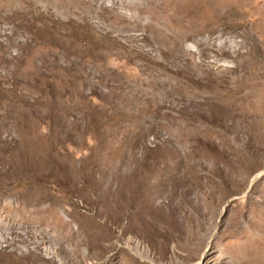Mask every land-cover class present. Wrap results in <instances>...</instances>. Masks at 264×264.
Returning a JSON list of instances; mask_svg holds the SVG:
<instances>
[{
  "label": "rangeland",
  "instance_id": "obj_1",
  "mask_svg": "<svg viewBox=\"0 0 264 264\" xmlns=\"http://www.w3.org/2000/svg\"><path fill=\"white\" fill-rule=\"evenodd\" d=\"M29 214L55 264H264V0H0V264Z\"/></svg>",
  "mask_w": 264,
  "mask_h": 264
},
{
  "label": "bare ground",
  "instance_id": "obj_2",
  "mask_svg": "<svg viewBox=\"0 0 264 264\" xmlns=\"http://www.w3.org/2000/svg\"><path fill=\"white\" fill-rule=\"evenodd\" d=\"M116 188H119V187H116ZM127 192L128 191H125L124 188H122V189L119 190L120 197L123 199V202H124V206L125 207H128V206H131L132 205L131 204L132 199L131 198L129 199L130 196H129V194ZM134 201H135V198H134ZM134 201L132 203H134ZM40 205H41L40 203H36L31 208V212L36 211L38 209V206H40ZM47 208H49V209H55L56 206L53 204V205L48 206ZM56 212H57L56 210L53 212V215L54 216L56 215ZM29 215H30V217H27V220L30 221L31 226H29L26 229L27 232L30 234L29 235V239L26 236H24L23 234H20L18 232H13L12 234H14V235H13L12 239L9 240L8 242L10 244H17V243L20 244V243H23L24 248L26 250H28L27 253H26V255H30V257H34L36 259H38V258H45V261L48 264H55V261H54V259L52 257H45L44 252L48 253L47 250L43 248V250H44V252H43L42 251V248H41V245H42L41 239L43 237H46V235H47V232L40 230V228L38 227V225L40 223H42V221L39 220L38 218L32 216L31 214H29ZM136 217H137V220H138V217L139 216H136ZM125 222H126V220H124V219H118L115 224H111L110 225V226H115V228H114V232L115 233L114 234H115V236H117L116 237V242H117V240L118 241H121V239L123 238L124 233H126L127 231H129L130 225L129 226H126V224H128V223L127 222L125 223ZM44 224H46V225H48L50 227V225L56 224V222H54V221L53 222H49V223L48 222H44ZM129 224L133 225L130 222H129ZM96 225L93 226V227H92V225H89V228H91V232H95L96 231L98 234H101L102 232L99 230V227L96 226ZM108 225H109V223H108ZM54 226H58L59 227V225H54ZM117 228H118V230H116ZM68 232H69L70 235L72 234V236H73L72 242L79 243L81 241V238L77 237V233H75V231L69 230ZM0 238H1V240L3 239L5 242H7V240H8L4 236L2 230L0 231ZM113 239H115V237ZM110 240H111V238H110ZM48 242L51 243L52 245H54L58 250L65 249L66 246H68V244H69L66 240H64V241H60L59 240V243H57L54 240H52V238H49L48 239Z\"/></svg>",
  "mask_w": 264,
  "mask_h": 264
}]
</instances>
